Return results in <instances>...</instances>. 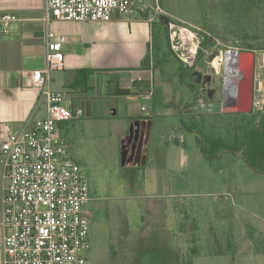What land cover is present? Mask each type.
Listing matches in <instances>:
<instances>
[{"label":"rangeland","instance_id":"1","mask_svg":"<svg viewBox=\"0 0 264 264\" xmlns=\"http://www.w3.org/2000/svg\"><path fill=\"white\" fill-rule=\"evenodd\" d=\"M141 1L149 14L158 5L196 27L202 44L194 64L207 73L190 86L155 27L150 55L158 88L152 79L142 80L155 96L142 165L128 158L127 136L145 98L106 94V80L116 81L120 72L122 85H130L128 68L92 76L91 86L79 89L91 98L89 111L73 101L81 115L59 122L56 134L91 191L89 246L81 254L87 264H264V149L250 153L246 144L252 118L255 124L264 115V0ZM246 46L255 53L258 104L245 116L224 114L222 87L231 75L225 54ZM50 77L52 90L71 107L62 74L52 71Z\"/></svg>","mask_w":264,"mask_h":264},{"label":"built area","instance_id":"2","mask_svg":"<svg viewBox=\"0 0 264 264\" xmlns=\"http://www.w3.org/2000/svg\"><path fill=\"white\" fill-rule=\"evenodd\" d=\"M145 8L141 0H43L44 66L30 72V82L44 99L46 114L20 131L0 121L2 264H87L81 252L89 246V182L56 134L59 122L82 111L64 106V95L52 90L50 73L63 68L66 38L52 31L50 23L109 22L113 12L131 16ZM157 11L162 13L159 6ZM162 14L169 18L170 50L192 68L202 44L196 27ZM16 20L15 14L0 12V32L7 33Z\"/></svg>","mask_w":264,"mask_h":264},{"label":"crops","instance_id":"3","mask_svg":"<svg viewBox=\"0 0 264 264\" xmlns=\"http://www.w3.org/2000/svg\"><path fill=\"white\" fill-rule=\"evenodd\" d=\"M0 12H9L17 16V20L11 24L7 33L0 32V121L8 124L13 131H20L31 127L46 114L45 101L41 98L39 90L30 82V72L44 66L43 0H0ZM154 17L153 13L149 14L146 11L144 13L135 11L131 16L113 12L109 22L53 20L50 23L52 31L66 38L62 44L63 68L56 71L62 74V85L69 88L72 93L66 95L70 96L73 107V101H79L82 108L89 111L92 104L90 97L81 94L80 88L73 86L76 70H112L89 74L86 90L91 86L89 80L92 76L99 74L114 76L117 75L114 70L120 67L133 68L128 71L130 85H122L121 72L116 77L120 88H131L134 80L139 81L138 86L143 85L140 82L142 80L152 79L155 83L153 78L157 75L151 56L150 63L146 66L148 68L141 66L148 49L149 52L151 49V24ZM108 80L110 79H107L106 83ZM154 85L158 88V83ZM132 92L135 94L129 97L136 99L143 96L145 100L141 107L143 113L136 112L130 120V132L142 121L147 122L150 127L149 101L155 100L151 91L146 92L144 88L132 89ZM143 159L145 162V154ZM143 159L141 165L144 164ZM1 187L0 166V198ZM2 233L0 225V264Z\"/></svg>","mask_w":264,"mask_h":264},{"label":"water","instance_id":"4","mask_svg":"<svg viewBox=\"0 0 264 264\" xmlns=\"http://www.w3.org/2000/svg\"><path fill=\"white\" fill-rule=\"evenodd\" d=\"M225 63L231 75L224 81L222 87L220 111L224 114L251 112L254 106L255 53L249 50H228L225 54ZM202 72L203 67L196 65L190 71L188 80L200 83ZM122 163L125 164V150Z\"/></svg>","mask_w":264,"mask_h":264},{"label":"trees","instance_id":"5","mask_svg":"<svg viewBox=\"0 0 264 264\" xmlns=\"http://www.w3.org/2000/svg\"><path fill=\"white\" fill-rule=\"evenodd\" d=\"M144 16L146 17L147 14L145 13ZM168 20H169V18L167 16L160 14L159 17L157 18V20L155 22H152V24H151V37H152L151 39H152V41L154 40V38L156 36H158V33L155 31V27L159 26V27H161L162 36L165 39L166 44H167L166 33H167ZM153 46L154 45H151V49L153 48ZM151 49H150V52H151ZM252 49L253 48L249 47V46L240 48V50H249V51H251ZM150 52L148 49V53H146V56L142 60L141 66L143 68L148 66V64L150 63V56H151ZM146 68H148V67H146ZM128 70H133V68H130ZM111 71L112 70H109V69H106V70H96V69L76 70L74 73L75 84H73V86H76V87L82 89V92H85V90L87 88L86 82L88 80L89 74L97 73V72L106 73V72H111ZM181 76L182 77L185 76L187 78V73H185V74L183 73ZM113 82H114V86L111 85ZM113 82H112V80H108L106 83V94L108 96H110L111 98L119 97V96L134 95L135 93L132 92V89L148 88L147 87L148 85H145L142 81H140V82L143 83V85L138 86L137 83H139V81L137 82L136 80H134L132 82L131 88H120L118 81H113ZM112 87H114V89H112ZM232 114H236V113H232ZM237 114H240V116H245V115H248L249 113H237ZM252 120L254 122V117L252 118ZM253 122L248 129V135H247L248 141L246 144L248 145V147L251 148V150L249 151L250 153H254L255 151L257 153L258 152L261 153V151L264 149V115L261 117V119H259V121L257 123L254 124ZM187 128H190V127H187ZM212 146L215 148L214 143L212 144ZM261 148H262V150H261ZM187 264H192V263L188 262Z\"/></svg>","mask_w":264,"mask_h":264},{"label":"flooded vegetation","instance_id":"6","mask_svg":"<svg viewBox=\"0 0 264 264\" xmlns=\"http://www.w3.org/2000/svg\"><path fill=\"white\" fill-rule=\"evenodd\" d=\"M196 65H199V64H195L192 68H187L186 66H180V71H179V76H181L183 73H187V83L190 84V86L194 85V84H198V83H193V82H190L188 80V75L190 73V71L196 66ZM203 67V72H202V78H201V81L202 82L205 78V75H206V67L203 66V65H200ZM256 84H255V90H254V93L256 91ZM255 95V94H254ZM255 97V96H254ZM255 99L253 98V101ZM254 107V106H253ZM140 122V121H139ZM148 133H149V125L147 122L145 121H142L140 123H138V127L136 128H132L131 130V133L129 132L128 136L129 139H130V143L132 144V146H129L128 144V148L130 149L129 151V157L128 158H132L131 160L135 161L136 163L140 160L142 161L143 159V155H144V148L145 147V144H146V141H147V138H148ZM131 147V148H130ZM92 201V196H91V191H90V199H89V202H88V210H89V205ZM89 213H90V218H91V211L89 210Z\"/></svg>","mask_w":264,"mask_h":264}]
</instances>
